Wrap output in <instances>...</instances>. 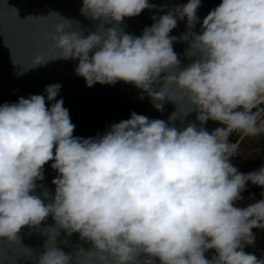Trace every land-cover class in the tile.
Returning a JSON list of instances; mask_svg holds the SVG:
<instances>
[{"label": "clouds", "instance_id": "1", "mask_svg": "<svg viewBox=\"0 0 264 264\" xmlns=\"http://www.w3.org/2000/svg\"><path fill=\"white\" fill-rule=\"evenodd\" d=\"M200 5L188 0L154 16L140 36L119 25L154 7L149 0H82L81 14L101 22L86 36L78 22L49 14L59 22L31 68L78 61L75 73L87 87L132 84L161 112L166 102L186 99L201 127L178 129L175 112L167 123L133 112L102 136L74 137L69 110L56 99L59 83L45 88L51 107L45 95L0 105V240L14 243L22 228L51 216L55 232H46L44 251L26 248L35 264H264L244 251L254 243L252 230L264 229V199L236 206L249 182L264 187V166L239 172L231 162L238 146L229 141L233 132L264 134L257 123L264 112V0H222L199 34L180 37L195 57L181 67L169 33L178 20L194 27ZM209 120L226 127L209 133ZM50 161L58 176L45 203L34 193ZM60 230L78 233L91 248L65 253L56 245Z\"/></svg>", "mask_w": 264, "mask_h": 264}, {"label": "water", "instance_id": "2", "mask_svg": "<svg viewBox=\"0 0 264 264\" xmlns=\"http://www.w3.org/2000/svg\"><path fill=\"white\" fill-rule=\"evenodd\" d=\"M187 2L188 0H149V4L154 7L145 9L138 16L126 17L119 27L128 34L140 36L145 27H150L155 22L154 16L158 19ZM221 2L222 0H201L195 26L189 28L186 19L178 20L176 28L169 33L177 38L173 49L178 55L181 67L195 57L189 58L186 55L189 43L180 37L187 34L191 40L192 33L199 34L203 19ZM81 6L82 0H0V105L16 103L20 97L45 95L46 105L51 107L55 101H47L45 88L59 83L61 89L56 99H63V106L69 110L71 122L75 125L74 137L102 136L110 130L112 124L129 119L133 112L147 116L150 120L161 119L166 123L175 112L177 119L174 124L178 129L182 130L190 123L201 127L196 120V111L189 112L192 106L186 99L178 104L166 102L161 112L153 107L146 93L132 84L119 81L115 85L97 83L87 87L85 80L75 73L78 61L55 60L44 66L31 68V62L36 55L47 53L51 42L45 37L59 22V18L49 16L50 13H58L61 17L78 22L85 36L96 31L101 22L82 15ZM112 26V23L104 24L106 28ZM154 87L158 88L159 85ZM171 91L179 95L174 86ZM203 127L211 133L216 128L226 126L209 120ZM51 164L52 161L44 165V179L36 182L34 193L45 203L50 202L55 193L52 181L58 176ZM45 191L49 193L47 198L43 195ZM54 227L55 222L49 216L37 227L22 228L18 233L19 239L14 243L0 240V264H35L34 260L25 255L26 248L31 249L34 255H39L44 251L45 241L48 240L46 232L54 234ZM56 245L73 256L79 248H83L85 252L91 248V244L82 241L78 233L68 236L63 230L56 237ZM72 264H75V260ZM156 264H159L158 260Z\"/></svg>", "mask_w": 264, "mask_h": 264}, {"label": "trees", "instance_id": "3", "mask_svg": "<svg viewBox=\"0 0 264 264\" xmlns=\"http://www.w3.org/2000/svg\"><path fill=\"white\" fill-rule=\"evenodd\" d=\"M260 107L264 108V105ZM241 136L239 154L235 162L238 163L241 173L247 174L257 171L264 166V134L252 137L245 136L240 132H233L229 137V141L236 144ZM241 197L242 199L238 200V202H245L248 205L253 204L264 199V187L249 182L246 189L241 193Z\"/></svg>", "mask_w": 264, "mask_h": 264}, {"label": "rangeland", "instance_id": "4", "mask_svg": "<svg viewBox=\"0 0 264 264\" xmlns=\"http://www.w3.org/2000/svg\"><path fill=\"white\" fill-rule=\"evenodd\" d=\"M258 126L264 127V112L260 114V117L258 118ZM242 140V136L237 141V154L231 158V162H233V166H235L239 172L240 168L237 162H235V159L237 158V155L239 154V143ZM236 206L244 208L248 206V203L245 202H236ZM255 240L254 243L250 246H245L244 251L246 253H251L257 256L258 259H264V229L262 228H255L254 231ZM215 255L214 250H209L205 253V256L209 259H211Z\"/></svg>", "mask_w": 264, "mask_h": 264}]
</instances>
